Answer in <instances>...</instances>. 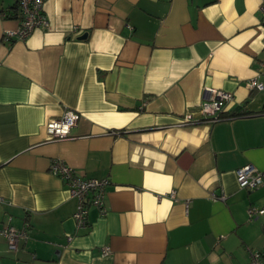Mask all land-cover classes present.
Wrapping results in <instances>:
<instances>
[{"label":"crops","instance_id":"crops-1","mask_svg":"<svg viewBox=\"0 0 264 264\" xmlns=\"http://www.w3.org/2000/svg\"><path fill=\"white\" fill-rule=\"evenodd\" d=\"M14 5L0 0V225L30 228L17 251L0 236V264H250L264 187L237 170H264L262 0H45L49 27L7 45ZM206 87L234 95L216 124L196 123ZM68 111L72 137L49 141ZM56 159L110 181L86 228Z\"/></svg>","mask_w":264,"mask_h":264},{"label":"built area","instance_id":"built-area-1","mask_svg":"<svg viewBox=\"0 0 264 264\" xmlns=\"http://www.w3.org/2000/svg\"><path fill=\"white\" fill-rule=\"evenodd\" d=\"M17 9L12 15L7 10L1 11L2 18L14 17L19 22L16 30H5L2 40L7 45H12L15 41H25L36 29H47L49 21L46 17L44 5L45 0H14ZM264 13V0L262 7ZM264 21V20H263ZM264 73V63L262 64ZM251 88L264 90V85L257 79L250 82ZM234 100V95L230 92L206 87L204 89L203 101L200 105V118L196 123L216 124L223 120L221 114L227 104ZM81 115L75 111L66 112L61 118L50 119L46 124L48 140H64L72 137V131L78 126ZM194 123L189 116H185L181 126H188ZM50 173L60 178L68 187L73 198L78 200L77 210L74 213V220L78 228L88 226L89 208L96 207L102 216L107 214L106 209V188L110 181L108 179L83 178L79 176L75 169L64 163L62 160H53L50 165ZM237 180L242 189L250 191L264 187V170H259L253 165H245L237 170ZM173 195L175 192H172ZM215 200H225L226 196L213 197ZM189 202H187L188 204ZM264 210L251 207L248 214L254 219L258 214H263ZM29 224H25L22 229H18L10 224L0 225V236L5 238L10 250L17 251L20 243L28 238ZM72 237L69 236V239ZM111 249H102V255L108 256ZM250 264H264V250L252 254Z\"/></svg>","mask_w":264,"mask_h":264},{"label":"trees","instance_id":"trees-1","mask_svg":"<svg viewBox=\"0 0 264 264\" xmlns=\"http://www.w3.org/2000/svg\"><path fill=\"white\" fill-rule=\"evenodd\" d=\"M14 9H15V10L17 9V6H16V5H14V7H12V9H10V10H14ZM12 13H13V12H10L11 15H12Z\"/></svg>","mask_w":264,"mask_h":264},{"label":"water","instance_id":"water-1","mask_svg":"<svg viewBox=\"0 0 264 264\" xmlns=\"http://www.w3.org/2000/svg\"><path fill=\"white\" fill-rule=\"evenodd\" d=\"M87 37V35L85 34L83 37H82V39H85Z\"/></svg>","mask_w":264,"mask_h":264}]
</instances>
